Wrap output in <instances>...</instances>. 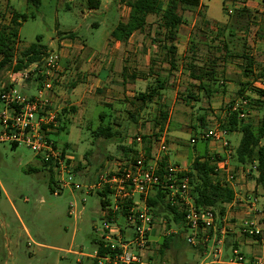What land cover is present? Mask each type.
Wrapping results in <instances>:
<instances>
[{"label": "rangeland", "instance_id": "1", "mask_svg": "<svg viewBox=\"0 0 264 264\" xmlns=\"http://www.w3.org/2000/svg\"><path fill=\"white\" fill-rule=\"evenodd\" d=\"M202 1L206 3V13L210 17L221 18L224 14L226 15L225 27L227 29L229 17L226 10H233L235 7L231 4H224L222 6L223 14L221 0ZM249 9V21L246 29L242 32L246 34L252 27L253 31L256 30L255 36L259 34L258 38L261 39L264 34V15L258 14L252 7ZM127 11V7L117 0H100L99 6L91 10L86 8L85 0H40L38 8H34L25 0H0L1 22H8L12 12L26 15V18L18 27L14 42V55H17L28 44L36 42L38 36V42L46 45L47 49H59L60 42H69L78 48L84 46L85 56L92 52L100 56V53L105 50V45H126L109 39L108 35L118 20L126 18ZM195 11L196 8L191 7L178 8V12L185 22L178 26L179 40L177 48L179 49V59L184 58V51L187 52V55H190L192 43L201 35L200 27L203 24L199 21L200 16L196 18ZM194 17L197 19L194 27L195 32L190 34V22ZM147 22L149 26L144 29L136 40L137 42H135V45L141 48L138 51L140 55L136 54V56H142L143 62L137 61L138 58H135L133 60L135 61L134 67L133 64H128L127 61L123 60L128 65L125 67L128 71L135 70L138 67L137 71L133 72L134 76L128 74L129 77H125L124 83L127 84V87L122 90L120 85H117L121 81L119 68L122 65L116 63V72L112 77L114 82L109 81L107 84L110 91L106 93L105 88H101L94 92L97 100L108 99L113 101L111 103L114 106L112 112L114 118H107L106 115L102 123L109 122L112 125H117L115 137L120 138L121 141L96 139L94 136V127L99 123L98 112L103 109L102 107H105L103 105L101 107L90 102L89 109L85 110L82 115L75 117L72 115L71 118L69 116L71 112L65 108V112L69 113L67 118H59V124L61 121L65 123L61 124L56 136L53 138L56 143L65 146L73 154L74 163L81 166L76 170L78 172L74 173L71 180L80 184V188L72 189L67 186L62 188L58 194H53L49 186H52V181L56 180V176L51 173L49 168L40 166L39 159L23 143L12 147L8 142L0 141V264H94L95 242L100 239L99 228L101 224L99 196L95 185L98 183L99 176L106 169L115 168L117 165L115 160L123 159L117 144L130 147V145H134L133 138L135 135H149L144 133L153 128V117L146 112V109L137 116L132 109L134 106L129 102L131 95L126 96L123 94L125 90L134 92L138 88L144 87L145 82H142L140 78L145 79L146 83L151 81L154 83L156 81L154 77L158 73L159 78L163 77V80L166 79L167 83L174 85L173 91L175 88L177 89L179 100L167 103L168 109L170 107V114H166L169 117L167 119L168 126H165V119L160 127L151 131L149 139H151L153 133H158V135L163 133L166 149L167 146H170V161L178 163L185 171L189 169L192 160L191 153L193 152V145L189 142V138L193 134L190 122H196V118L190 121V112L196 111V114L197 109L201 107L200 109L203 111L200 113L205 112L207 116L205 127L212 124L216 125L217 122L223 119L221 118L223 109H220L223 107L222 103L216 102L213 103L212 107H208L206 102L193 103L191 99L187 100L183 96L184 87L188 88L186 72H178L177 70L173 74H169L167 71L162 70L163 66L159 63L161 57L159 50L162 47L158 42V35L154 32L156 31L155 16L149 15ZM206 31L210 36H217L214 35V30L208 29ZM237 32L241 33L240 31ZM52 40L54 45L52 47L47 46ZM221 40H215L218 47L221 45ZM243 41L244 38L242 41H237L235 46L240 47ZM57 42L59 43L57 44ZM210 51L211 56H213V47L210 48ZM215 57L216 62L222 59V55L219 53ZM74 62H72V68H70L72 71L76 69ZM149 63L153 69L150 72L147 68ZM61 64L64 66L60 58L58 73L61 70ZM8 73V69L0 70V86L7 82ZM77 85L82 87L84 84L78 83ZM15 88L25 95H37V84L33 79L29 82L23 81ZM251 102L245 108L244 119L253 117L256 120V116H261V109L255 113H250V116L248 113L246 117V112L254 109ZM190 104L194 108H190ZM226 106L227 103H225L224 108ZM106 108L103 110L108 114L109 111ZM214 110L217 114L216 118ZM127 111L130 112L132 117H129ZM217 118L220 119L216 120ZM195 128L200 127L196 126ZM1 131L2 126L0 124V133ZM169 131L175 132L178 136L175 138L171 134L169 136ZM239 137L240 132L228 136L231 142L232 140L237 142ZM201 144L200 141H197L194 147L198 149ZM128 153L132 154V151ZM175 155H182L183 157L181 160H176ZM233 160V157H229L230 164L235 165ZM238 167L239 165L233 168L236 173ZM244 168L245 173H247L249 166H244ZM251 172L255 174L254 169ZM236 173H234L235 179ZM217 177L226 182L228 186H230L229 183H232V181H225L224 176L218 175ZM251 192L258 197V200L261 194L264 196V188L261 186H259L258 191L253 189ZM149 194L152 195L153 193L150 192ZM258 205H261L260 201ZM261 207H264V204ZM214 210L217 214L218 209L214 208ZM223 214L218 217L221 218ZM170 217L169 214L165 213L154 215V226L151 230L150 239L153 244L155 239L157 241L154 244L151 264H231L229 260L232 255L229 246L222 242L208 241L203 252L199 249L200 245L198 243L191 245L186 242L185 237L189 231H177V236L173 238L172 242L166 247L162 246L161 241L163 236L166 235V230L176 229ZM167 218L169 221H167ZM23 227L26 228V231ZM159 228L160 236L157 235ZM254 248L257 256L260 253V255L264 254V244L259 243ZM216 249H219L220 252L216 253ZM239 250L245 257L252 256L249 253V248L244 245H241Z\"/></svg>", "mask_w": 264, "mask_h": 264}, {"label": "built area", "instance_id": "2", "mask_svg": "<svg viewBox=\"0 0 264 264\" xmlns=\"http://www.w3.org/2000/svg\"><path fill=\"white\" fill-rule=\"evenodd\" d=\"M230 11L227 9V14ZM60 58V49H47L39 59L19 70L9 71L7 82L0 86V141L15 145L23 143L35 154L41 165L49 167L56 176L50 187L53 194H58L67 186L80 188V184L71 181L74 173L78 172L75 170L78 163H74L73 154L65 146L56 143L49 134L58 125V109L45 93L57 96L55 80ZM31 79L37 84L36 96L16 90V85ZM253 86L264 89V79L253 80ZM239 105L238 116L244 118L247 100L242 98ZM237 106L233 109H237ZM226 133L219 125H213L201 131L197 138L220 144L225 156L214 161V172L217 176H224L225 181L233 182L234 169L228 160L233 150L225 137ZM133 140L138 145L135 153L119 160L114 169H106L95 185L97 191H105L102 196L105 204L99 205L100 239L95 243L94 264H151L154 244L150 236L154 215L146 204V197L157 188L165 190L169 203L183 213L184 231H189L186 242L191 245L198 243L199 249L204 252L206 243L217 229L221 235L225 233L224 222L217 224L225 221V218H219L211 207L195 205L184 169L166 165L159 173V155L166 151L163 133L152 134L154 151L150 156L144 152L140 134L135 135ZM194 140L191 138L190 142ZM258 202V197L251 191L238 198L237 206L245 211L239 220L238 230L241 235L263 245L264 207ZM169 233L176 234L177 230H166V234ZM215 242L221 243L222 239L219 237ZM99 246L102 247L100 253ZM215 251L220 252L219 249ZM231 255V264H264L263 255L245 257L237 247L231 248Z\"/></svg>", "mask_w": 264, "mask_h": 264}, {"label": "crops", "instance_id": "3", "mask_svg": "<svg viewBox=\"0 0 264 264\" xmlns=\"http://www.w3.org/2000/svg\"><path fill=\"white\" fill-rule=\"evenodd\" d=\"M224 4L225 5L231 4L234 7L244 6L249 11H250L249 8L252 7L258 14L264 15V0H221V10ZM191 8H196V11H197V12L195 11L196 18L197 16H200L199 21L203 24V26L200 27V30L202 31L201 35L199 36V38H196V41H194V43H192L193 46L190 47V55H187L186 54L187 52L184 51L183 52L184 58L179 59L178 58L179 49L177 48V43L179 40L178 39L179 27H178L176 36L173 40V44L176 46L177 66L174 69L170 68L165 60L163 49L159 48L160 49L159 54L161 56L159 63H161L162 64L161 66H163L162 70L167 71V73L169 74H173V72L177 70L178 72L179 71L186 72L185 69H183L182 67V61L185 58H191L196 64H198V66H202L206 63L208 58L212 55L210 48L213 47V50H214L213 57L215 61L214 62L215 70H214L213 79H206V78L195 79L191 77L189 78L186 73V76L188 77L187 78L188 81L186 83L188 85V88L184 87L183 96H185L187 100L191 99L193 103L200 102V101L206 102L208 107H212V105H214L213 103H216V102L219 104L222 103L223 107L220 108V109H223V115H221V118H223L222 120H226L227 113L233 110V107L235 105H238L237 108L239 109L240 100L242 98H245L247 100V105L245 106V108H247L248 103L250 104L251 101H252L251 103H253V106H254L253 110L251 109V111L248 110L246 112V117L248 116V113L250 116V113H255L257 112V110L260 111V109H261L260 117H262L264 115V89H260L261 90L260 92L258 90L259 88L253 86V80L258 79V78L264 79V34L262 35L261 39L258 38L259 34L255 36L256 30L253 31L252 27L250 28V31L247 32L246 34L245 33L239 34L237 32V34H239L241 37L244 38L245 45L242 48L238 46L235 48V51H236L235 53L239 55L226 57L224 56V51L221 48L222 46L220 45L218 47V45L215 43V40L220 41L221 39H223V37L227 33V29L225 27L226 15L223 13V10H222V13L224 14L223 17L221 18L220 17L219 18L210 17L206 13V3H204L202 0H199V4L197 7H191ZM200 8H202L203 11L200 12V10H202ZM196 18L194 17L193 20L190 22V34L195 32L194 27H195V21L197 20ZM147 26H149V24L146 18V24L144 25V27L140 30H135L129 36L127 41L124 42L126 44L125 46L105 45V50L100 53V56L99 54L94 53V52L87 54L85 56V53L83 52L84 46H80V48H78L76 47V45L71 44L69 42H65V43L60 42L59 49L61 53V60L64 66L61 64L62 65L61 70L56 75L57 80L55 84V91H56L57 96L49 95L48 93L47 94L45 93V95L50 100L51 104L55 105L56 108L61 111L64 108H67L71 112L69 115L71 118L72 115L73 117L82 115L85 110L89 109L88 105L90 102H92L95 105H99L101 107L102 105L105 106V107H102L103 109L107 107L106 110L109 111L108 114L103 109L100 111H104L107 115V118L113 119L114 115L112 114V112L114 111V106L111 103L113 101L108 100V99H105L103 101L97 100L95 99L97 97H95L94 92L101 88H105L106 93L110 91L107 84L109 81L111 83L114 82L112 80V77H114V74L116 72V68H115L116 63L117 65L118 64L122 65L121 67L119 66L120 67L119 75H120L121 81L117 85L118 86L120 85L122 90L123 88L127 87V84L124 83V80L126 79L125 77L134 76L133 72L135 70L137 71L138 67L135 70L132 69V71H128L125 69V67H127L128 65L125 64L123 60L127 61L128 64H133L134 67H135L134 65L135 61L133 60H135V58H138L137 61H142V56L141 57L136 56V54L140 55L138 51L141 48L140 46L135 45V42H137L136 40L138 39L139 35L142 34V32ZM208 29L214 30L215 31L214 35H217V36L208 35V32L206 31ZM156 31L158 30L156 29ZM156 31H154L155 34H156ZM158 32L160 33L158 35V42L162 44L161 31H158ZM58 43L59 42H57V44ZM53 45H54V42L52 40L51 42H49L47 46L52 47ZM217 50H220V51H217ZM217 53L222 55V59L221 61L216 62L215 56H217ZM240 53H242V55H244L245 57H248V59L251 62L250 65H245L246 60L245 58H243V56H240ZM132 54L134 55L132 56ZM73 61H75L74 62V65L76 66L75 71H72L70 69L72 68L71 65ZM151 66L152 65L150 63L147 66L149 72L150 70H153ZM244 70L246 71L244 72ZM159 71L161 72V70ZM158 76L160 75L157 73L154 79L159 78ZM140 79L142 82H145V84H144V87L140 89L138 88L137 90H144L146 87L153 84L152 81L149 83H146L145 79H142V78ZM159 79H164V78L160 77ZM164 81H165L164 87L159 91V93L156 96L152 98L151 102L146 104L144 108L137 109L136 104H134L135 106L132 107V109L135 111L137 116L139 113L144 111V109H146V112H148L150 116L153 117L152 119L153 128L152 129L150 128V130L144 134L150 135L152 130L157 129V127H160L159 124L155 123V119L157 117L156 114L158 113V111L164 110L167 115L170 114V107L168 109L167 103L169 101H176L177 99L179 100L178 95H177V89L175 88V90L173 91L174 85L172 83H167L166 79ZM78 83H83L84 85L82 87H78L77 85ZM136 91L128 92L125 90L123 91V94H125L126 96L130 94L132 98V96L134 95ZM184 102H186V100ZM225 103H227L226 108H224ZM153 104L155 106H152ZM229 105L231 107L229 108V111H228L227 108L229 107ZM191 107L192 105L190 104V108ZM200 108L201 107L197 109L196 114H195L196 111L190 112V121L193 118H196L195 123L190 122L191 129L193 130V134L190 136L189 142L191 138H195V140L192 143L190 142V144L193 145V148H192L193 152L191 153V158L193 159L196 156H200V157L214 156L215 158L217 157V159L218 158L223 159V157L225 156L224 149L220 146L218 142H213L209 140H201L197 138V135L201 133V131L215 125V124H212L210 126L205 127V119L207 118V116L205 112L200 113L201 111H203ZM213 112L216 114L215 110ZM68 114L69 113L62 111V118L64 117L66 119ZM127 114L130 117L131 114L129 111H127ZM167 115H166V125L165 126H168L167 119L169 117H167ZM216 117H217V114L215 115V118ZM260 117L256 116V120H254L253 117H250V119H248V117L247 119L243 118L241 122L249 123L253 128H255ZM219 119L220 118H217L216 120H219ZM221 121L217 122L216 125H219ZM114 125L115 124L112 125V128H114L117 131V125L115 126ZM196 126H199L200 128H195ZM236 132H239V131L238 130H234L230 132L227 131L225 135L232 150H234L238 141L236 142V140H232L231 142L228 136ZM153 134H157V133H153ZM168 134L169 136L170 134L173 135L174 138L178 136L177 134H175V132H171V131H169ZM197 141H200L202 143L201 147L198 149L194 147V144ZM260 143L264 144V137L261 138ZM146 147L148 150L144 148L145 154L148 156L152 155L154 151V145L151 142V139H149V143L148 145H146ZM130 149L132 151V154L123 153L122 150H120L121 157H123V159L124 157H131L135 153V150L138 149V145L134 143V145L133 144L130 145ZM166 150L167 151L160 153L158 164L159 163L163 164L162 166L174 164L178 166L179 168H181L178 163H174V161L173 162L170 161L169 159L170 146H167ZM187 154L189 155L190 153H187ZM175 156H176V160H181V158L183 157L182 155H175ZM119 160L121 159L115 160L116 161L115 164H117ZM230 165L232 168H235L237 166L236 164L235 165L230 164ZM247 170L249 171L245 173V168L244 166H241V165H239L237 173L234 170V173H236L237 175L236 179L233 180L232 183H229L230 185L229 187L233 191V199L230 202L224 203L222 205L224 208V211H223L224 214L222 217L225 218V221H222V223L221 221L219 222L217 221L218 222L217 224L219 225L223 224L224 222L226 231L224 234L221 235L219 230L217 229L216 232L213 233L209 241L215 242L216 239L220 237L222 239V243L225 244L226 246H229L230 248L237 247L240 249V246L244 245L245 247L249 248L250 255H252V257L253 256L255 257L257 256L256 255L257 252L254 247L257 246V244L259 243L254 240H251L250 238L246 236L241 235L238 230L239 220L242 216H244L245 211L243 209L241 210L237 206L236 202L238 198L243 196L245 193L250 192L253 189L258 191V188L260 186L259 184H256L254 180L256 176V172L255 174H253L250 169H247ZM259 197H260L259 198L260 204L261 205L264 204L263 194H261ZM23 229L26 231L25 227H23ZM157 231H158L157 235L160 236L159 235L160 228ZM154 241L156 242L157 239H155Z\"/></svg>", "mask_w": 264, "mask_h": 264}, {"label": "trees", "instance_id": "4", "mask_svg": "<svg viewBox=\"0 0 264 264\" xmlns=\"http://www.w3.org/2000/svg\"><path fill=\"white\" fill-rule=\"evenodd\" d=\"M34 8H38L40 0H25ZM120 4L127 7V16L124 20H118L113 28L109 31V37L113 41L124 43L129 36L135 31L140 30L146 24V18L148 15L155 16V25L158 31H161L162 44L161 47L164 51V56L167 64L170 68L174 69L177 66L176 46L173 44V40L176 36L178 26L184 22L181 14L178 12V8L183 7H197L199 0H117ZM100 4V0H85V6L87 9H96ZM199 14V12H198ZM33 16V15H31ZM229 21L227 24V33L221 40V48L224 51V56H236L235 44L239 40H243L237 31H244L249 21L250 11L244 7H235L230 13L227 14ZM26 18L25 14L12 12L9 21L3 23L0 21V70L8 69L9 71L19 70L25 67L30 62H33L41 57V55L47 50L46 45L38 42L39 37H36V42H32L24 47L14 55V42L17 37L18 27L20 23ZM156 31V34L160 33ZM153 40H155L153 38ZM235 40V42H234ZM237 40V41H236ZM241 48L244 47V41L241 42ZM240 56L245 58V65H250V60L240 53ZM214 57L210 56L206 63L202 66H198L193 59L185 58L182 61V67L185 69L187 76L195 79H213L214 77ZM247 69V67H246ZM246 70H244L245 72ZM165 81L163 79H156V81L146 87L144 90H137L132 96L130 103L137 109H142L151 102L152 98L156 96L159 91L164 87ZM1 89V87H0ZM260 92L261 90L258 89ZM227 110L229 111V108ZM64 108L62 111H65ZM68 110V109H67ZM62 111L57 112V127L49 133L53 138L56 136L59 127L64 122H60L59 118L62 117ZM239 109H233L227 113L226 120H222L219 126L226 131L238 130L240 137L236 147L234 148L230 157H233V161L236 165L249 166V169H254L256 176L254 178L256 184H259L264 188V144L260 143L262 137H264V115L260 117L255 128L249 123L241 122L243 118L238 116ZM106 113L104 111L98 112L99 123L94 127L93 134L98 138L105 140L114 139L115 141H121L120 138H116L117 131L112 128L111 123L107 122L103 124ZM132 117V115H130ZM155 123L161 125L166 119V112L164 110L158 111L156 114ZM144 143V148L149 143V136L141 135ZM12 147L15 144H11ZM123 153L131 151L130 147L117 144ZM148 150V149H147ZM129 158V157H124ZM217 157L196 156L192 159L189 169L186 171L188 176L190 191L193 196V200L196 206L211 207L218 209L217 215L223 214V204L228 203L233 199V191L226 182L219 179L214 172V161ZM158 164L159 173L162 172L164 166ZM47 167L46 165H41ZM49 168V167H48ZM81 166L78 164L75 170H78ZM50 170V168H49ZM51 171V170H50ZM51 183V182H50ZM50 189V186H49ZM105 191H97L99 196V205H104L105 201L102 200V196L105 195ZM146 204L152 210L153 215L165 213L169 214L171 221L179 232L185 230L183 224V213L177 210L175 205H171L166 197V191L157 188L152 195L146 197ZM215 211V210H214ZM164 217H166L164 215ZM167 221L168 218H167ZM176 234H166L161 241L162 246L166 247L175 237ZM96 243V242H95ZM100 245V244H99ZM99 253L102 252V247H98Z\"/></svg>", "mask_w": 264, "mask_h": 264}]
</instances>
